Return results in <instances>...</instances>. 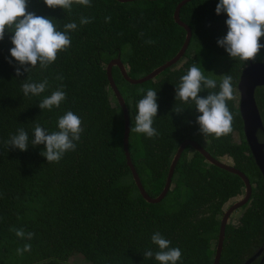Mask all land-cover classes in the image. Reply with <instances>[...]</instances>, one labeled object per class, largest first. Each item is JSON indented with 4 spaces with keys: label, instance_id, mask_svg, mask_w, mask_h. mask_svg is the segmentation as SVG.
Returning a JSON list of instances; mask_svg holds the SVG:
<instances>
[{
    "label": "trees",
    "instance_id": "16d2710c",
    "mask_svg": "<svg viewBox=\"0 0 264 264\" xmlns=\"http://www.w3.org/2000/svg\"><path fill=\"white\" fill-rule=\"evenodd\" d=\"M180 1L90 0V7L73 4L67 11L49 8L43 0H28L27 10L52 18L57 30L63 31L70 22L77 29L69 32L67 51L59 52L46 69L38 65L28 73L21 69L20 76L15 74L18 62L9 53L12 33L6 30L0 40V264H67L75 255L86 264H159L154 256L144 258L145 251L158 250L151 241L156 232L181 250L177 264L212 263L221 214L226 203L242 198L241 180L208 164L187 146L171 178L175 197L169 188L159 203H146L125 164L122 115L105 75L107 63L115 58L131 79L170 60L185 36L172 19ZM218 2L191 0L180 8L179 20L191 36L179 66L178 61L138 85L125 82L116 67L111 68V77L127 112L130 162L150 198L161 192L171 158L184 140L196 142L219 162L228 161L247 178L251 196L236 221H227L218 262L243 264L264 247V188L242 134L236 84L250 62L264 63V48L254 62L231 59L217 45L228 30L227 15L215 12ZM81 17L91 22L81 24ZM194 64L217 80V88L200 92L201 97L218 92L224 74L233 78L234 95L227 102L234 116L233 131L227 136H203L195 105L175 100L180 77ZM29 79L37 83L47 79L49 86L39 96L25 97L21 84ZM58 88L66 99L58 108L41 110L38 103ZM149 88L157 91L159 105L153 124L158 135L152 138L131 131L136 105ZM254 100L264 130V87L255 89ZM178 107L183 111L176 113ZM67 111L81 118L83 132L75 150L59 162L47 163L40 155L44 145L31 144L34 127L57 131V120ZM20 128L29 136L26 151L5 144ZM10 228L34 236L18 238ZM26 243L31 250L18 255L16 249Z\"/></svg>",
    "mask_w": 264,
    "mask_h": 264
},
{
    "label": "clouds",
    "instance_id": "9594fccd",
    "mask_svg": "<svg viewBox=\"0 0 264 264\" xmlns=\"http://www.w3.org/2000/svg\"><path fill=\"white\" fill-rule=\"evenodd\" d=\"M49 8H61L71 11L73 4L91 6L90 0H43ZM28 0H0V40H3L6 30L11 32L10 56L18 62L16 76L23 72H29L37 65L43 70L52 64L61 51H67L71 45L69 32L77 29L75 22L67 23L64 30H57L52 18L38 16L27 10ZM217 15L225 13L227 20V33L217 40V45L223 47L231 59L240 61H255L264 44L260 38L264 36V0H219L216 4ZM91 18L81 17L80 23L87 24ZM152 43V41H148ZM11 63V61H9ZM27 66V67H25ZM201 67L192 65L187 73L180 77V83L175 89V100L184 104H194L200 115L196 118L199 131L205 135H214L215 138L227 136L233 131L234 116L228 108V101L233 99V78L224 74L219 83L218 92H209L201 97L198 94L206 89L217 88V80L206 76ZM211 73V72H209ZM59 79V77H58ZM47 79L41 82H31L29 79L21 84V91L25 97L39 96L48 88ZM141 92L144 89H140ZM66 99V93L58 88L38 103L41 110L51 111L58 108ZM157 91L149 88L146 95L136 105L135 126L131 131L144 134L148 138L158 135L153 127L157 117ZM183 111L179 107L176 113ZM81 118L72 111H67L57 120V131L49 132L46 128L36 124L33 130L32 146L44 145L40 153L47 163L59 162L63 155L75 150L76 141H79L83 132ZM7 146L20 151H26L29 147L28 133L20 128L17 133L5 141ZM21 239L31 240L32 232L23 229L10 228ZM151 241L158 247L153 253L147 250L144 258H152L159 264H177L182 256L178 247H170L171 241L164 238L159 232L151 236ZM31 250V244H24L17 248L18 255Z\"/></svg>",
    "mask_w": 264,
    "mask_h": 264
},
{
    "label": "water",
    "instance_id": "95a60500",
    "mask_svg": "<svg viewBox=\"0 0 264 264\" xmlns=\"http://www.w3.org/2000/svg\"><path fill=\"white\" fill-rule=\"evenodd\" d=\"M118 3H128V2H134V1H156V0H114ZM191 0H182L180 1L174 8V11L172 13V19L173 22L182 28L185 32L183 43L178 50V52L167 62L162 64L161 66L155 68L145 76L138 78V79H131L126 75V72L124 70L123 65L119 61L118 58L110 60L106 67H105V75L106 80L108 82L109 89L111 90L114 99L116 101L117 106L120 108L122 120H123V134H122V151L124 154L125 164L129 169L132 181L140 195V197L148 204H156L159 203L166 193L168 192L170 185H171V178L173 174L174 167L182 153V151L189 146L192 148L195 152L199 153L204 160L223 171H226L230 174H233L237 176L243 186H244V194L242 198L231 205L227 207V209L221 214L220 220H219V228L217 233V239H216V246L214 251V256L211 264H218L219 257L221 253L222 243H223V237H224V229L225 225L227 223V220L229 216L236 211L238 208L245 205L251 195V186L247 180V178L237 169L233 168L231 165L224 164L222 162H219L212 158L205 150L198 145L196 142L191 140H184L182 141L175 150L171 161L168 166L167 174L165 177L164 186L161 190V192L155 197L150 198L143 190L139 178L130 162L129 154L127 151V139H128V118H127V112L124 105V102L112 80L111 77V68L116 67L119 70V73L123 80L127 82L130 85H138L141 83H144L146 81L154 79L159 73H161L163 70L173 66L176 64L183 56L189 40H190V30L189 28L182 23L179 20V10L180 8L188 3ZM264 87V63H249L247 66H245L238 77V81L236 84V91L238 94V103H237V109L239 113V117L242 123V134L245 140V143L248 147V151L251 155V158L258 169V172L261 175L263 186H264V159H263V151H264V144L259 143L257 138V133H263V125L262 121L260 119L258 110L256 108L255 100H254V91L257 88ZM261 253V250H258L254 255L250 256L246 261L243 262V264H251L255 259H257L259 254ZM264 260V256H261L258 264H262Z\"/></svg>",
    "mask_w": 264,
    "mask_h": 264
},
{
    "label": "rangeland",
    "instance_id": "374dc122",
    "mask_svg": "<svg viewBox=\"0 0 264 264\" xmlns=\"http://www.w3.org/2000/svg\"><path fill=\"white\" fill-rule=\"evenodd\" d=\"M184 60H181L179 61V63L177 64V66H179L181 63H183ZM237 100H238V94H237ZM258 134V133H257ZM259 140L263 141L264 142V139H261V136L259 137ZM222 162L224 164H227V165H230L228 161L226 160H222ZM170 189H171V194L173 197H175L176 195V191H177V188L176 187H173V186H170ZM233 201H229L228 203L225 204L224 206V209H226ZM241 211L239 210H236L234 211L230 217H229V221H233L235 222L236 221V218L237 216L239 215ZM67 264H86L83 260V258L80 256V255H75L74 257L70 258L67 262Z\"/></svg>",
    "mask_w": 264,
    "mask_h": 264
},
{
    "label": "flooded vegetation",
    "instance_id": "af4514ba",
    "mask_svg": "<svg viewBox=\"0 0 264 264\" xmlns=\"http://www.w3.org/2000/svg\"><path fill=\"white\" fill-rule=\"evenodd\" d=\"M237 103H238V100H237ZM259 134H261L262 136H261V139H264V132L263 133H259ZM259 141V143H263L264 144V142L263 141H261V140H258ZM263 159H264V151H263ZM260 174V173H259ZM261 176V175H260ZM262 183H263V181H262ZM263 188H264V186H263ZM251 196V195H250ZM241 199V198H240ZM240 199H238V200H240ZM238 200H236V201H238ZM236 201H234V202H236ZM234 202H232V203H234ZM231 203V204H232ZM230 204V205H231ZM244 206V205H243ZM227 209V208H226ZM225 209V210H226ZM224 210V211H225ZM237 210H239V211H241V207L240 208H238ZM223 211V212H224ZM230 217V216H229ZM228 220H229V218H228ZM227 220V221H228ZM258 250H261V253L258 255L259 257L257 258V259H255L253 262H256V261H258L259 262V260H260V258H261V256H264V247L263 248H258L252 255H254ZM251 255V256H252Z\"/></svg>",
    "mask_w": 264,
    "mask_h": 264
}]
</instances>
